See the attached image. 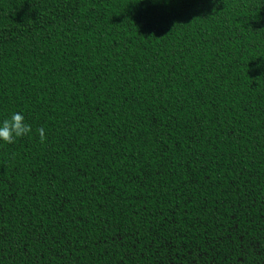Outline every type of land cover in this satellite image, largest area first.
I'll use <instances>...</instances> for the list:
<instances>
[{"label":"trees","instance_id":"16d2710c","mask_svg":"<svg viewBox=\"0 0 264 264\" xmlns=\"http://www.w3.org/2000/svg\"><path fill=\"white\" fill-rule=\"evenodd\" d=\"M17 112L0 264H264V0H0Z\"/></svg>","mask_w":264,"mask_h":264},{"label":"clouds","instance_id":"9594fccd","mask_svg":"<svg viewBox=\"0 0 264 264\" xmlns=\"http://www.w3.org/2000/svg\"><path fill=\"white\" fill-rule=\"evenodd\" d=\"M32 131V128L24 120V116L21 113H12L7 119L0 122V142L4 144H13L19 138L28 135ZM39 135L40 142L43 143L46 140V131L43 127L36 129Z\"/></svg>","mask_w":264,"mask_h":264}]
</instances>
